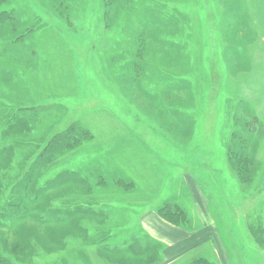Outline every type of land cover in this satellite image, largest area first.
Returning <instances> with one entry per match:
<instances>
[{
  "label": "rangeland",
  "instance_id": "obj_1",
  "mask_svg": "<svg viewBox=\"0 0 264 264\" xmlns=\"http://www.w3.org/2000/svg\"><path fill=\"white\" fill-rule=\"evenodd\" d=\"M108 2L3 4L17 27L0 28V219L32 215L19 235L0 224V254L264 264V0ZM234 136L250 183L229 165Z\"/></svg>",
  "mask_w": 264,
  "mask_h": 264
},
{
  "label": "trees",
  "instance_id": "obj_2",
  "mask_svg": "<svg viewBox=\"0 0 264 264\" xmlns=\"http://www.w3.org/2000/svg\"><path fill=\"white\" fill-rule=\"evenodd\" d=\"M6 2V0H0V28H5L7 30H12L15 29L17 26V21H16V17L14 12L12 11H7L5 9H3V4ZM112 6V0H110V2H108V8L110 9ZM108 11V10H107ZM106 11V12H107ZM107 16V15H106ZM108 18V16H107ZM2 33V32H0ZM24 36V34L21 37H17L16 36V41L17 40H21V38ZM229 145L227 146V156H228V162L229 165H231V167L233 168V171L236 173V177L239 179V182L242 183H250L252 182L253 178H254V173H255V163H254V159L252 158L251 155V149H250V141L248 138H241V137H232V139L229 141L228 143ZM33 175V174H31ZM122 182L124 183V181L122 180ZM36 197H39L38 195ZM21 205V204H20ZM20 205H11L13 210H23L24 216L18 220V217H15V219H13V221L10 222H5L3 220L0 219V224L3 223L6 227V230L8 232H13L15 235H19L20 233H22V228L20 226L21 222L24 221L23 219H28V216L31 217V212L27 209V208H20ZM161 211V215H163L166 218H172V219H177L179 218L180 220L177 222H186L187 218H186V213L185 211L180 208L177 205H171V204H167L165 205L163 208L160 209ZM44 219V218H43ZM52 219V218H51ZM17 222V223H16ZM9 225H7V224ZM264 229H260V231H263ZM47 231V230H46ZM50 232V231H47ZM49 237L51 238L50 234ZM52 240V239H51ZM57 241L52 240V242L50 243L52 246H57L58 244L56 243ZM22 243L25 246L31 247V245H29L27 238L23 239L22 238ZM5 245V243H4ZM23 245V246H24ZM42 245L47 249L49 247V245L45 242L42 243ZM60 246V245H59ZM129 248L128 249H133L136 251L135 248H133L134 246L128 245ZM5 249L12 254L13 256H15V258L19 261H21V259H29L26 254L25 251H23L24 249H22L21 247H15V249H11L10 245H5ZM9 249V250H8ZM152 254V253H149ZM26 259V260H27ZM210 262H208L207 259L204 258H200L198 259L196 262H193L192 264H209ZM0 264H13V262L11 261L10 258H7L3 255L0 254ZM211 264V263H210Z\"/></svg>",
  "mask_w": 264,
  "mask_h": 264
}]
</instances>
